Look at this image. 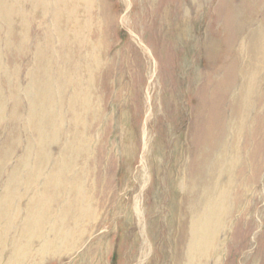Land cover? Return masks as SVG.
<instances>
[{
    "label": "rangeland",
    "instance_id": "1",
    "mask_svg": "<svg viewBox=\"0 0 264 264\" xmlns=\"http://www.w3.org/2000/svg\"><path fill=\"white\" fill-rule=\"evenodd\" d=\"M21 1L0 0V40L6 39L3 40L4 46L0 42V264H191L188 259L192 256L196 264H264V45H261L264 42V0H91L97 6L95 16L101 12L100 18L105 21L102 34L111 52L107 58L110 62L107 84H102L106 95L105 110L92 134L100 147L102 160L98 163L93 159L96 164L92 161L88 164L92 166L91 171L81 170L76 165L71 172L65 166L71 155L62 151L69 136L68 132L64 133L69 121L48 118L47 112L59 106L50 102L42 105L37 101L35 65L32 68L34 42L37 40L32 24L34 20L31 19V0ZM111 18L114 20L109 29L108 19L111 21ZM24 37L30 42L23 41ZM241 44L246 46L245 49ZM22 47H25L24 51ZM256 66L259 74L254 73ZM221 77L227 85L221 100L225 105L224 114L229 119L233 117L235 112L231 102L239 100L236 97L242 94L250 103L247 115H253L248 118L240 138H231L230 133L227 134L228 157L223 173L219 177L210 175L212 179L207 182L194 173L196 179L193 183H186L182 177L184 173L188 176L191 172L189 168L196 149L191 138L192 127L199 121L195 108L203 105L206 99L211 102L214 117L217 113L223 115L217 96L209 99L203 93L199 102V95L204 90H215L216 79ZM234 130L235 126H232L229 132ZM234 141L238 146L247 147L243 152L244 147L239 149L241 157L231 153ZM110 147L112 150L108 149ZM166 153L169 154L168 159ZM82 161L86 164L87 160ZM93 167L97 171H92ZM86 172H92L91 184L96 200L88 207L92 209L91 217L97 218V225L92 231L86 228L89 230H84L82 239L76 243H73L72 231H69L63 236L67 247L56 244L53 251L47 252L54 232L63 221L59 219L63 218L70 202L68 192L80 196L85 193L87 184L80 187L72 183V179L83 177V174L86 176ZM207 191L210 192L211 204H203L202 208L206 210L204 215L212 212L210 229L191 233L186 229L190 218L197 216V212L194 215L192 210L199 211L201 202L199 200L198 204L197 199ZM228 191L230 197H227ZM220 194L223 202L219 209L212 210ZM218 220L219 224L216 223ZM186 235H189L188 239L197 237L198 241L187 244ZM53 255H58L54 258L56 261Z\"/></svg>",
    "mask_w": 264,
    "mask_h": 264
},
{
    "label": "bare ground",
    "instance_id": "2",
    "mask_svg": "<svg viewBox=\"0 0 264 264\" xmlns=\"http://www.w3.org/2000/svg\"><path fill=\"white\" fill-rule=\"evenodd\" d=\"M3 1V0H2ZM20 1V0H19ZM7 2V1H6ZM4 2V3H6ZM23 2V0L21 1ZM27 2V0H26ZM29 2V1H28ZM3 3V4H4ZM19 3V2H18ZM1 4V5H3ZM17 4V3H16ZM25 4V3H24ZM29 4V3H28ZM138 4V3H137ZM14 5V4H13ZM26 5V4H25ZM264 4H262L263 6ZM6 6V5H5ZM4 5V9L6 8ZM18 6V4H17ZM101 6V4H100ZM9 7V6H8ZM7 7V8H8ZM30 7V6H29ZM26 8V7H25ZM97 6L96 4H93V2H91V0H31V19H33L34 21H32V24L34 26V30H35V38H36V42H34V47H35V58H34V64L32 65L36 67V74H35V85L34 88L36 89V91L39 92V96L37 98L38 103L40 104H44L45 102H50L51 104H55L59 107H53L52 111H48L47 115L49 116L48 118L50 119H57V120H68L69 121V125H67V127L65 128V132L69 133V136H67V141L65 143V145H63L62 151L66 152L68 155L70 154V159H68L65 162V166L68 172H71V169H73L76 165L80 166L81 170L84 171H91L92 166L88 165L93 159L94 161L100 163L101 162V154H100V147L97 146V143L93 140L92 138V134L96 131V126L100 120V117L103 114V111L105 110L103 107V104L105 103V99H106V95L104 93L103 90V85L102 84H107L106 81V77L107 74L109 72V66H110V62H107V58L109 56V54L111 53L108 50V42L107 39L103 36V30H105L104 28L106 27L105 25V21L100 18L101 16L99 14H101V12L98 14L96 13L95 16V10H96ZM260 8V7H259ZM13 9V8H12ZM19 9V8H18ZM25 10V9H24ZM21 12V10H19ZM27 11V10H26ZM29 11V10H28ZM6 12V11H5ZM1 13H3L1 11ZM13 13V12H12ZM11 13V15H12ZM25 13V12H24ZM28 13V12H26ZM30 13V12H29ZM10 14V12H9ZM2 15V14H1ZM9 15V16H11ZM28 16V14H27ZM21 17V15H20ZM93 17H94V21H93ZM2 18V17H1ZM9 18V17H8ZM25 19V17H23ZM30 18V17H29ZM3 19V18H2ZM5 20V19H4ZM29 20V19H27ZM114 18L108 19L109 21V29H110V25L112 24ZM2 21V20H1ZM22 21V20H21ZM20 21V22H21ZM5 22V21H4ZM10 23V21H9ZM8 23V24H9ZM3 24V23H2ZM17 24V23H16ZM21 24V23H20ZM31 24V23H29ZM28 24V25H29ZM16 26V25H15ZM21 26V25H20ZM27 26V25H26ZM14 27V26H13ZM18 27V26H17ZM4 28V27H3ZM25 29H28L27 27ZM32 29V28H31ZM33 30V31H34ZM22 31V29H21ZM31 32V31H30ZM264 32V31H263ZM8 33V30H7ZM5 32V35L7 34ZM19 33V32H17ZM26 33V32H25ZM258 33V32H257ZM34 34V33H33ZM264 34V33H263ZM261 34V35H263ZM3 35V33H2ZM1 35V36H2ZM4 35V36H5ZM106 35V34H104ZM260 35V33H259ZM22 36V35H21ZM20 36V37H21ZM26 36V35H25ZM257 36V35H256ZM9 37V36H8ZM28 37V36H27ZM263 37V36H262ZM258 38V37H257ZM260 38V36H259ZM264 38V37H263ZM262 38V39H263ZM5 39V38H4ZM3 39V40H4ZM21 39V38H20ZM31 39V38H30ZM3 40L1 39L0 42ZM6 40V39H5ZM8 40V38H7ZM12 40V38L10 39ZM9 40V41H10ZM23 41L25 40V37L22 39ZM34 40V39H33ZM261 40V38H260ZM27 41V39L25 40ZM35 41V40H34ZM264 41V40H263ZM20 43V41H18ZM28 42V41H27ZM30 42V41H29ZM28 42V43H29ZM261 42V41H260ZM259 40L258 43L260 44ZM8 43V42H7ZM13 43V42H12ZM18 43V44H19ZM32 43V41H31ZM257 43V42H256ZM257 43V44H258ZM263 43V44H262ZM261 45H264V42H262ZM33 44V43H32ZM258 44V45H259ZM5 44L3 43V46ZM9 45V44H8ZM22 45V43H21ZM20 45V46H21ZM31 45V44H29ZM243 45V44H241ZM251 45V44H250ZM257 45V46H258ZM2 46V47H3ZM12 46V45H11ZM26 46V44H25ZM1 47V48H2ZM13 47V46H12ZM33 47V48H34ZM246 47V46H245ZM244 45L243 48L245 49ZM241 48V47H240ZM256 48V47H255ZM262 48H264L262 46ZM4 49V47H3ZM12 49V48H11ZM22 51L25 50V47L21 48ZM32 49V48H31ZM29 49V51L31 50ZM111 49V48H109ZM243 49V50H244ZM15 50V49H14ZM33 50V49H32ZM222 50V49H221ZM256 50V49H255ZM245 51V50H244ZM253 51V50H252ZM4 52V51H3ZM32 52V51H31ZM239 52V51H238ZM249 52V51H248ZM258 52V50H257ZM17 53V52H15ZM26 53V51H25ZM250 53V52H249ZM242 54H244V52H242ZM25 56V54H23ZM262 55L264 57V51L262 52ZM17 56V55H15ZM19 56V55H18ZM29 56V54H28ZM244 56V55H243ZM249 56V55H248ZM255 56V55H254ZM3 57V56H2ZM34 57V56H33ZM238 57V56H237ZM242 57V56H241ZM4 58V57H3ZM25 57H23L24 59ZM32 58V57H31ZM221 58V57H220ZM245 58V57H244ZM244 58L242 59L244 61ZM251 59L253 57H250ZM261 55L259 56V59H261ZM263 59V58H262ZM261 59V60H262ZM238 60V59H237ZM241 60V59H240ZM241 60V61H242ZM246 60V59H245ZM260 60V61H261ZM21 61V60H20ZM25 61V60H24ZM242 61V62H243ZM249 61V60H248ZM255 61V60H253ZM7 62V61H6ZM240 62V61H239ZM251 61H249L250 63ZM2 63V61H1ZM27 63V62H26ZM244 63V62H243ZM247 63V62H246ZM247 63V64H249ZM254 63V62H253ZM30 64V63H29ZM6 65V64H5ZM15 65V64H14ZM250 65V64H249ZM261 65V64H260ZM259 63L258 66L260 67ZM26 66V65H24ZM240 66V65H239ZM254 66V65H253ZM31 67V66H30ZM29 67V68H30ZM223 67V66H222ZM248 67V66H247ZM252 67V66H250ZM249 67V68H250ZM7 65H6V69H7ZM28 68V69H29ZM254 68V67H252ZM256 71H258V67L256 66ZM263 68V67H262ZM4 69V68H3ZM15 69V67H14ZM14 69L12 71H14ZM221 70H223L222 68H220ZM1 70V69H0ZM29 70H32L31 68ZM218 70V69H217ZM220 70V73H222V71ZM245 70V69H244ZM253 70V69H251ZM7 71V70H5ZM248 71V70H246ZM250 71V70H249ZM260 71V70H259ZM21 72V71H20ZM3 73V72H2ZM1 73V74H2ZM28 72L26 71V74ZM253 73V72H252ZM253 73V74H254ZM258 73V72H257ZM263 73V72H262ZM6 74V72H5ZM219 74V73H218ZM245 74V71H244ZM250 74V73H249ZM259 74V73H258ZM257 74V75H258ZM3 75V74H2ZM13 75V74H12ZM264 75V74H263ZM24 76H27L24 74ZM30 76V75H29ZM219 76V75H217ZM249 76V75H248ZM247 76V78H249ZM251 76V74H250ZM255 76V75H254ZM259 76V75H258ZM22 77V76H21ZM20 77V78H21ZM32 77V76H31ZM243 77V76H242ZM256 77V76H255ZM254 77V78H255ZM27 78V77H25ZM253 78V75H252ZM262 78V77H261ZM244 79V78H243ZM251 81L253 82V80L251 79V77L249 78ZM258 79V77H257ZM256 79V80H257ZM217 80V84L215 85L216 88L215 90H211L208 89L207 91L204 90V92H201L199 95V102L201 99V94L204 93V96L212 97L213 95L218 97V101H219V105L221 103L222 97L223 95H225L226 93V87L223 80V77L216 79ZM238 80V79H237ZM255 80V79H254ZM255 80V81H256ZM262 80V79H261ZM260 80V81H261ZM264 80V79H263ZM262 80V81H263ZM3 81V80H2ZM17 81V78H16ZM26 81V79H25ZM239 81V80H238ZM243 81V80H242ZM249 81V80H248ZM259 81V80H257ZM256 81V82H257ZM13 82V81H12ZM24 82V81H23ZM29 83V82H28ZM31 83V82H30ZM242 82H240L241 84ZM259 83V82H257ZM263 83V82H262ZM125 84V83H124ZM245 84V83H243ZM247 84V83H246ZM253 84V83H252ZM121 85V84H120ZM237 85V84H236ZM235 85V87H236ZM239 85V83H238ZM256 85V83H255ZM254 85V86H255ZM27 86V85H26ZM25 86V87H26ZM33 85H31L32 87ZM227 86V85H226ZM241 86V85H240ZM239 86V87H240ZM247 86V85H246ZM250 86V84L248 85ZM247 86V87H248ZM234 87V88H235ZM238 87V86H237ZM246 87V88H247ZM259 86L257 85V88ZM14 88V87H13ZM243 88V87H240ZM250 88V87H248ZM247 88V89H248ZM255 88V87H254ZM253 88V89H254ZM15 89V88H14ZM30 89V88H29ZM32 89V88H31ZM228 89V88H227ZM236 90V89H235ZM234 90V91H235ZM246 90V89H245ZM249 90V89H248ZM21 91V90H20ZM19 91V92H20ZM125 91V90H124ZM237 91V90H236ZM235 91V92H236ZM29 92V91H28ZM30 92H34V91H30ZM121 92V91H120ZM239 92V91H238ZM251 91H249L250 94ZM256 92V90L254 91ZM6 93V92H5ZM26 93V92H25ZM27 94V93H26ZM34 94V93H33ZM115 94V93H114ZM122 94V93H121ZM31 95V94H30ZM118 95V94H116ZM237 95V93H235V96ZM248 95V94H247ZM259 95V94H258ZM21 96V94H20ZM121 96V95H120ZM229 96V95H227ZM246 96V95H245ZM255 96V95H254ZM257 96V95H256ZM263 96V95H262ZM31 97V96H30ZM206 97V98H207ZM232 98V97H231ZM237 99L239 98V100H237L236 102L232 103L231 102V108L234 109L233 113V117L231 119H229L225 114L224 111L225 108L223 109V107H225V105L223 106V104L221 103V112H223V115L221 113H217L216 117L213 116V112H212V106H211V102H209V100L205 99V103L201 106H197V108H195V112L198 113L199 116V121H197V123L195 124V127H192L191 133H192V142L194 145L195 149V153H194V158L191 162V166L189 169H191V172H188V176L186 175L187 173H184L185 175L182 177V180L185 181L186 183H190L192 184L193 179H196L195 176H200L199 178H204L203 180H205L206 182L212 178H210V175H213L216 177L219 174H222L223 171L226 169V158L228 157V152H227V147H228V143L226 140L227 134L230 133V137L231 138H236L239 137L243 134L244 132V126L248 121V118H250V116H252L253 114H251L250 116L247 115L246 111L250 110L248 109V106L250 105L248 99L246 97H244L242 94L240 96L236 97ZM235 98V99H236ZM253 98V97H252ZM249 98V99H252ZM255 98V97H254ZM259 98V97H258ZM264 98V97H263ZM13 99V98H12ZM11 99V100H12ZM210 99V98H209ZM227 100V99H226ZM232 100V99H231ZM256 100V98L254 99ZM2 101V100H1ZM9 101V100H8ZM24 101V99H23ZM229 101V97L227 102ZM117 102V101H116ZM119 102V101H118ZM252 102V101H251ZM256 102V101H255ZM114 103V101L112 102ZM8 104V103H7ZM10 104V103H9ZM8 104V105H9ZM117 104V103H116ZM255 104V103H254ZM33 105V104H32ZM256 105V104H255ZM254 106V105H253ZM62 109L63 112H59V109ZM251 108V106H250ZM256 108V106L254 107ZM113 110V109H112ZM263 110V109H262ZM240 111V112H239ZM253 111V110H252ZM106 112V111H105ZM220 112V111H219ZM251 112V111H250ZM24 114V113H23ZM227 115H229V113H226ZM41 115V114H40ZM46 115V113L44 112V116ZM114 115V114H113ZM116 115V114H115ZM7 116V115H6ZM119 116V115H118ZM182 116V115H181ZM180 116V117H181ZM8 117V116H7ZM114 117V116H113ZM47 118V117H46ZM115 118V117H114ZM138 118V116L136 117ZM253 118V117H251ZM233 119V120H232ZM56 120V121H57ZM179 120V119H178ZM101 121H103L101 119ZM60 122V121H59ZM117 122V120L115 121ZM7 123V122H6ZM43 123V122H42ZM144 123V122H143ZM8 124V123H7ZM54 124V123H53ZM60 125V124H59ZM181 125V124H179ZM28 126V125H27ZM102 126V125H101ZM119 126V124H118ZM178 126V125H177ZM232 126H235V130L234 131H230ZM100 127V125H99ZM98 127V128H99ZM115 127V126H114ZM117 127V126H116ZM55 128V125L54 127ZM60 128H62L60 126ZM119 128V127H117ZM247 128V127H245ZM29 129V128H28ZM64 129V127H63ZM234 129V128H233ZM114 130V129H113ZM43 131V130H41ZM57 131V129L55 130ZM118 131V129H117ZM168 131V130H167ZM30 132V131H29ZM45 132V131H44ZM120 132V129H119ZM142 132V131H141ZM186 132V131H185ZM43 133V132H42ZM103 133V131H102ZM167 133V132H166ZM168 134V133H167ZM178 134V133H177ZM248 134V133H247ZM54 137V134H52ZM68 135V134H67ZM103 135V134H102ZM146 135V134H145ZM62 136V135H61ZM173 137V134L171 135ZM96 137V135H95ZM165 137V136H164ZM171 137V138H172ZM42 138V135H41ZM40 138V139H41ZM57 138V136H56ZM62 138V137H61ZM2 139V138H1ZM43 139V138H42ZM96 139V138H95ZM257 139V138H256ZM101 140V139H100ZM190 140V138L188 139ZM238 140V139H237ZM260 140V139H259ZM56 141V140H55ZM61 139L59 140V144ZM168 141V140H166ZM185 141V140H184ZM191 141V140H190ZM229 141V138H228ZM6 142V141H5ZM95 142V143H94ZM146 142V140H145ZM160 142V140H159ZM164 142V140H162V143ZM171 142V141H170ZM237 141L232 142L231 144V153L237 157L238 155L240 156L241 151L239 149L243 148L242 152L247 148L245 146H241L238 144H236ZM242 142V141H241ZM251 142V141H249ZM240 143V142H239ZM1 144V143H0ZM54 143H52L53 145ZM57 144V143H56ZM120 144V143H119ZM165 144V143H164ZM251 144V143H250ZM50 145V146H52ZM58 145V144H57ZM93 145V147H92ZM99 145V143H98ZM115 145V144H113ZM185 145V144H184ZM183 145V146H184ZM11 146V145H10ZM56 146V145H55ZM102 146V145H101ZM111 146V145H110ZM116 146V145H115ZM119 146V145H117ZM167 146V145H166ZM190 146V145H189ZM54 147V146H53ZM15 149V148H13ZM52 149V148H51ZM102 149V148H101ZM108 149H111L108 148ZM117 149V148H116ZM188 149V148H187ZM191 149V148H190ZM18 150V149H17ZM16 150V151H17ZM112 150V149H111ZM20 151V150H19ZM120 150H118L119 152ZM171 151V150H170ZM53 152V151H52ZM109 152V151H107ZM166 152V151H165ZM164 152V153H165ZM169 152V151H168ZM188 152V151H187ZM185 153V152H184ZM230 153V152H229ZM246 153V152H245ZM7 154V152H6ZM18 154V152H17ZM16 154V155H17ZM115 154V153H114ZM120 154V153H119ZM33 155V154H32ZM167 155V153H166ZM165 155V157H166ZM169 155V154H168ZM168 155H167V159H168ZM183 155V154H182ZM185 155V154H184ZM246 155V154H245ZM93 156V157H92ZM193 156V155H192ZM232 156V155H230ZM241 157V156H240ZM1 158V157H0ZM107 158V155H106ZM191 158V159H192ZM231 158V157H230ZM29 159V158H28ZM56 159V158H55ZM60 159V157H59ZM86 161V164L83 162ZM165 159V158H164ZM15 160V159H14ZM13 160V161H14ZM33 160V159H32ZM53 160V159H52ZM80 160H83L81 163ZM166 160V159H165ZM241 160V159H240ZM22 161V160H21ZM183 161V160H182ZM236 161V160H234ZM93 162V161H92ZM187 162V161H186ZM15 163V162H14ZM94 163V162H93ZM106 163V162H105ZM166 163V161L164 162ZM168 163V162H167ZM234 163V162H233ZM6 164V163H5ZM96 164V162L94 163V165ZM162 164V163H161ZM240 164V163H239ZM238 164V165H239ZM46 165V164H45ZM52 165V164H51ZM93 165V166H94ZM144 165V163H143ZM165 165V164H163ZM168 165V164H167ZM237 165V167H238ZM50 166V163L49 165ZM97 166V165H96ZM166 166V165H165ZM228 166V165H227ZM104 167V166H103ZM143 167V166H142ZM154 167V166H153ZM180 167V166H179ZM236 167V166H235ZM234 167V169H235ZM4 168V167H2ZM6 168V167H5ZM89 168V169H88ZM94 168V167H93ZM164 168V167H163ZM228 168H230L228 166ZM87 169V170H86ZM104 169V168H103ZM162 169V167H161ZM167 169V168H166ZM179 169V168H178ZM186 169V168H184ZM47 170V169H46ZM95 168L92 170L94 171ZM165 170V169H164ZM229 170V169H228ZM97 171V170H95ZM94 171V172H95ZM139 171V170H138ZM137 171V172H138ZM144 171V170H143ZM142 171V172H143ZM186 171V170H185ZM184 171V172H185ZM198 171V172H197ZM235 171V170H234ZM237 171V169H236ZM247 171V170H246ZM104 172V171H103ZM179 172V171H178ZM233 172V171H232ZM91 174H88L86 172V176L83 177H79L76 176L72 179V183L74 184H78L80 187H82L81 185H85L87 184V187H85L86 189L84 190L85 193L82 194L81 192V196L80 195H75L72 191L68 192L69 193V198H70V202L67 206V210L65 211V213L63 212V218L60 217L59 220H63L61 222V225H59V229L56 230L54 232L53 238H52V242H50V249L47 250V252L49 251H53V249L56 247L57 245H63L65 244L66 246V240L64 241L63 236L68 235L69 231L71 232V235L73 237V243H76L78 241H80L82 239V235L84 230H89L86 228H90V230L92 231V229L96 227V219H94L91 214L92 209L88 207L89 204L93 203L96 199H94L95 193L93 190V184H91L92 180H91V175L92 172H90ZM139 173V172H138ZM196 173L197 175L193 176V174ZM230 173V172H229ZM235 173V172H234ZM97 175V173H95ZM160 174V173H159ZM163 174V173H162ZM180 175V172L179 174ZM234 175V174H233ZM246 175V174H245ZM46 176V175H45ZM69 176V174H68ZM94 176V174H93ZM240 176V175H239ZM247 176V175H246ZM24 177V176H23ZM48 177V176H47ZM46 177V179H47ZM136 177V176H135ZM163 177V175H162ZM161 177V178H162ZM208 177V178H205ZM219 177V176H218ZM34 178V177H32ZM95 178V177H94ZM104 178V177H103ZM137 178V177H136ZM135 178V179H136ZM144 178V177H143ZM210 178V179H209ZM230 178V177H228ZM41 179V178H40ZM97 179V178H96ZM138 179V178H137ZM160 179V178H159ZM215 179V177H214ZM219 179V178H218ZM233 179H235L233 177ZM43 180V178L41 179ZM94 180V179H93ZM163 180V179H162ZM200 180V179H199ZM217 180V179H215ZM228 180V179H227ZM236 180V179H235ZM37 182V180H35ZM45 181V180H44ZM135 181V180H134ZM137 181V180H136ZM139 181V180H138ZM160 181V180H159ZM201 181V180H200ZM214 182V180H211ZM230 181V180H229ZM234 183V180H232ZM238 181V180H237ZM244 181V180H243ZM81 182V183H80ZM96 182V181H95ZM141 182V181H139ZM162 183V182H161ZM180 183V182H179ZM184 183V182H183ZM200 183V182H199ZM198 183V184H199ZM209 183V182H208ZM218 183V181H217ZM229 183V182H228ZM238 183V182H237ZM236 183V184H237ZM52 184V183H51ZM136 184V183H135ZM140 184V183H138ZM143 184V183H142ZM164 184V182H163ZM162 184V185H163ZM216 184V183H215ZM220 184V183H219ZM235 184V183H234ZM36 185V183L34 184V186ZM165 185V184H164ZM185 185V183H184ZM200 185V184H199ZM211 185V184H210ZM217 185V184H216ZM57 186V185H56ZM137 186V185H136ZM186 186V185H185ZM193 186V185H192ZM207 186V185H205ZM234 185H232L233 187ZM18 187V185H17ZM134 187V186H133ZM142 187V186H141ZM165 187V186H163ZM197 187H199L197 185ZM204 187V186H203ZM202 187V190L204 191ZM208 187V186H207ZM214 187V186H213ZM241 187V185H240ZM242 187H244L242 185ZM241 187V188H242ZM32 188V187H31ZM96 188V186H95ZM194 188V187H193ZM223 188V187H222ZM236 188V185H235ZM248 188V187H247ZM59 189V188H57ZM159 187H158V191H159ZM181 189V187H180ZM184 189V186H183ZM196 189V186H195ZM208 190V188H206ZM211 189V186H210ZM214 189L217 190V188L214 187ZM226 189V188H225ZM227 189H229V186H227ZM3 190V189H2ZM22 190V188H21ZM42 190V189H41ZM45 190V189H44ZM47 190V189H46ZM56 190V189H55ZM62 190V189H60ZM82 190V189H81ZM165 190V189H164ZM221 190V189H220ZM219 190V191H220ZM63 191V190H62ZM168 191V190H167ZM166 191V192H167ZM199 190H197L198 192ZM202 191V192H203ZM213 191V190H211ZM217 191V192H219ZM230 191L233 190L231 189ZM61 192V191H60ZM65 192V191H64ZM83 192V191H82ZM99 192V190L97 191ZM157 192V191H156ZM163 192V191H162ZM185 192V191H184ZM187 192V191H186ZM185 192V193H186ZM63 193V192H62ZM67 193V194H68ZM182 193V191H181ZM207 193V194H205ZM204 194H202V196L200 195L201 198L197 199V202L200 200V205L201 208L199 209V211H196L195 208L192 205V208H194L192 210V213H196L197 212V216L195 215L194 218L191 217L190 218V222L188 224V228L186 230H188L189 232L193 233L196 232L198 230H206V229H210V223H211V218H212V212L209 214L204 215V210L202 208V206H204L203 204H211V196H210V192L207 191ZM213 193V192H212ZM215 193V192H214ZM231 193V194H232ZM244 193V192H243ZM155 194V193H154ZM191 194V193H190ZM197 194V193H196ZM209 194V195H208ZM224 194V193H223ZM229 191H228V195H229ZM234 194V193H233ZM213 196H215L214 194H212ZM219 195V193L217 194ZM227 195V194H226ZM244 195V194H243ZM159 196V195H158ZM221 194L220 197H218L217 199V203L216 206L214 207L215 210L217 209L219 206H221L222 204V200L223 198H221ZM231 195L227 196L230 197ZM236 196V195H235ZM155 197V196H154ZM183 197V196H182ZM185 197V196H184ZM191 197V196H189ZM188 197V198H189ZM195 197V196H194ZM193 197V198H194ZM198 197V194H197ZM209 197V200H208ZM226 197V199H227ZM234 197V196H233ZM192 198V197H191ZM190 198V199H191ZM225 198V197H224ZM67 199V198H65ZM158 199V198H157ZM185 199V198H184ZM195 199V198H194ZM215 199V200H216ZM242 199V198H241ZM28 200V198H27ZM94 200V201H93ZM214 200V199H212ZM228 200V199H227ZM134 201V200H133ZM192 200H190L191 202ZM221 201V202H220ZM68 202V200H67ZM98 202V201H97ZM196 202V203H197ZM208 202V203H207ZM229 202V201H228ZM59 203V201H58ZM160 203V202H159ZM166 203V202H165ZM186 203V202H185ZM214 203V202H213ZM85 204L87 207H84ZM137 204V203H136ZM199 204V202H198ZM232 204V203H231ZM62 205V204H61ZM97 205V204H96ZM186 205V204H185ZM190 205V204H189ZM199 205V206H200ZM241 205V204H240ZM239 205V206H240ZM54 206V205H53ZM63 206V205H62ZM138 206V205H137ZM165 206V204H164ZM238 206V207H239ZM47 207V206H46ZM93 207V206H92ZM98 207V206H97ZM132 207V206H131ZM134 207V206H133ZM139 207V206H138ZM159 206L157 205L156 208H158ZM175 207V206H174ZM181 207V206H180ZM197 208H199L198 206H195ZM207 207V206H206ZM237 207V206H236ZM237 207V208H238ZM155 208V209H156ZM188 208V207H187ZM211 208V207H209ZM236 208V209H237ZM100 208L98 207V210ZM137 209V208H136ZM172 210H174V208H171ZM219 209V208H218ZM221 209V208H220ZM230 209V208H229ZM95 210V209H94ZM103 210V209H102ZM101 210V211H102ZM154 210V209H153ZM152 210V211H153ZM180 210V208H179ZM186 210V209H185ZM184 210V211H185ZM223 210V209H221ZM219 210V212L221 211ZM228 210V209H227ZM50 211V210H49ZM48 211V212H49ZM164 211V210H163ZM190 211V210H189ZM206 211V210H205ZM230 211V210H229ZM58 212V211H57ZM96 212V211H95ZM100 212V211H99ZM99 212H97V214L100 216L101 214H99ZM162 212V211H161ZM183 212V210H182ZM187 212V210L185 211ZM188 213V212H187ZM190 213V212H189ZM222 213V212H221ZM137 214V213H136ZM135 214V215H136ZM156 214V213H155ZM191 214V213H190ZM5 215V214H3ZM48 215V214H47ZM58 215V214H57ZM95 215V214H94ZM93 215V216H94ZM157 215V214H156ZM220 215V214H219ZM62 216V214H61ZM102 216V215H101ZM140 216V215H139ZM159 216V215H158ZM157 216V217H158ZM189 216V215H187ZM214 216V215H213ZM218 216V214H217ZM216 216V218H217ZM244 216V215H243ZM7 218V216H5ZM95 217V216H94ZM134 217V216H133ZM165 217V215H164ZM182 217V216H180ZM186 217V216H185ZM184 217V218H185ZM219 217V216H218ZM40 218V217H39ZM49 218V217H48ZM215 218V219H216ZM224 218V217H223ZM226 218V217H225ZM166 219V218H164ZM221 219V218H220ZM219 219V220H220ZM6 220V219H4ZM54 220V219H53ZM99 220V219H98ZM137 219H135L136 221ZM185 220V219H184ZM183 220V221H184ZM216 221V223L219 222ZM100 221V220H99ZM175 221V220H174ZM173 221V222H174ZM20 222V221H19ZM37 222V221H36ZM98 222V221H97ZM172 222V223H173ZM180 222V221H179ZM178 222V223H179ZM222 222V219H221ZM165 223V222H164ZM185 223V222H184ZM187 223V222H186ZM3 224V222H2ZM21 224V223H19ZM55 224V223H54ZM138 224V223H137ZM180 224V223H179ZM210 224V225H209ZM213 224V223H212ZM214 224H215V220H214ZM219 224V223H218ZM217 224V225H218ZM14 225V224H13ZM135 225V223H134ZM160 225V224H158ZM2 226V225H1ZM21 226V225H20ZM35 226V225H34ZM54 226V225H53ZM174 225H172L173 227ZM216 226V225H215ZM214 226V228H215ZM13 227V226H12ZM171 227V226H170ZM183 227V226H182ZM218 227V226H217ZM216 227V228H217ZM223 227V226H222ZM221 227V228H222ZM15 228V227H14ZM72 228V229H71ZM211 229L210 231L214 230ZM93 229V230H94ZM138 229V228H137ZM181 229V226H180ZM35 230V228H34ZM47 230V229H45ZM165 230V229H164ZM163 230V231H164ZM178 230V229H177ZM176 230V231H177ZM183 230V229H182ZM197 230V231H196ZM36 231V230H35ZM34 231V233H36ZM184 231V230H183ZM181 231V232H183ZM221 231V230H220ZM214 232V231H213ZM5 233V231H4ZM78 233H80L78 235ZM186 233V232H185ZM188 233V232H187ZM186 233V234H187ZM200 233V232H198ZM209 233V232H208ZM211 233V232H210ZM177 234V233H176ZM180 234V233H179ZM182 234V233H181ZM212 234V233H211ZM184 235V234H183ZM183 235H180L183 237ZM196 235V234H195ZM202 235V234H201ZM204 235V234H203ZM214 235V234H213ZM212 235V236H213ZM51 236V235H50ZM179 236V237H180ZM189 236V235H188ZM187 237V244H191V243H195L198 240L196 239L197 237H193L191 239H188L189 237ZM207 236V235H206ZM176 238V237H175ZM184 238V237H183ZM182 238V239H183ZM7 239V238H6ZM5 239V240H6ZM43 239V238H42ZM41 239V240H42ZM208 239V237H207ZM50 240V237H49ZM180 240V239H179ZM184 240V241H185ZM212 240V239H211ZM1 242V241H0ZM216 242V241H215ZM213 241V243H215ZM20 243V242H19ZM70 243V242H68ZM179 243V241H178ZM72 244V243H71ZM175 244V243H174ZM31 245V244H30ZM36 245V244H35ZM68 245V244H67ZM70 245V244H69ZM195 245V244H194ZM213 245V244H212ZM215 245V244H214ZM24 246V245H22ZM176 246V245H175ZM197 246V245H196ZM15 247V246H14ZM67 247V246H66ZM179 247V246H178ZM181 247V246H180ZM193 247V245H192ZM195 247V246H194ZM28 248V247H25ZM31 248V247H30ZM61 248V247H59ZM57 248V249H59ZM63 248V247H62ZM61 248V249H62ZM183 248V247H182ZM59 249V251L61 250ZM196 248H194L195 250ZM215 249V248H214ZM176 250V249H175ZM70 251V250H69ZM180 249L177 251L179 253ZM183 251V250H182ZM181 251V252H182ZM46 252V254H47ZM176 252V251H175ZM176 252V253H177ZM186 252V251H185ZM195 252V251H194ZM213 252V251H212ZM215 252V250H214ZM213 252V253H214ZM35 252H33L34 254ZM67 253V252H66ZM209 253V252H208ZM60 254V253H59ZM70 254V253H68ZM148 254V253H147ZM182 254V253H181ZM48 255V254H47ZM185 255L186 254H182ZM45 258L48 257L46 255H44ZM58 255H56V257H54L53 255V259L57 258ZM70 256V255H69ZM172 256V254H171ZM61 257V256H60ZM67 257V255H66ZM183 256H181L182 258ZM44 258V259H45ZM180 258V259H181ZM42 259V258H41ZM48 260V258H46ZM45 259V260H46ZM176 259V257H175ZM200 259V258H199ZM15 260V259H14ZM55 261L57 259H54ZM177 260V259H176ZM179 260V259H178ZM183 262V259H181ZM188 260L195 263V258L190 257ZM201 260H203V258L201 257ZM200 260V261H201ZM209 260V259H207ZM206 260V261H207ZM53 261V260H52ZM175 261V260H174ZM185 261V260H184ZM205 261V259H204ZM203 261V262H204ZM174 262H172L173 264ZM193 263V264H194ZM197 263V261H196ZM195 263V264H196ZM201 263V262H200ZM176 264V263H174ZM181 264V263H180ZM189 264V263H188Z\"/></svg>",
    "mask_w": 264,
    "mask_h": 264
}]
</instances>
